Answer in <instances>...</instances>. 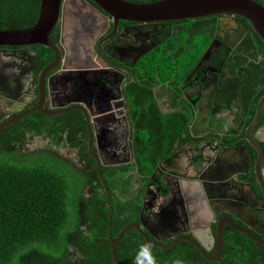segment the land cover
Returning a JSON list of instances; mask_svg holds the SVG:
<instances>
[{
    "label": "flooded vegetation",
    "instance_id": "1",
    "mask_svg": "<svg viewBox=\"0 0 264 264\" xmlns=\"http://www.w3.org/2000/svg\"><path fill=\"white\" fill-rule=\"evenodd\" d=\"M122 1L143 5L161 0ZM228 18L216 17L212 40L205 48L206 50L212 45L209 63L203 62L194 70L205 50L194 63H189L194 47L190 45L186 49L185 42L179 41L183 38L182 35L189 32V27L183 22L185 20L134 23L118 19L115 22L109 12L103 11L93 0H62L49 40L56 44L61 40L67 52L65 62L71 70L59 73V66L48 75L49 78L47 76L42 80L43 89L46 90L43 108L46 112L69 111L50 116L32 111L16 120L32 113L52 118L49 127L44 129L46 132L38 135L25 133L21 150L57 151L58 155L78 167L86 165L89 157L95 168L96 162L100 167H123L131 164V148L136 129L130 92L136 83L148 81L147 84L152 85L151 95L158 113L168 114L177 107L190 116V121L187 126V142L159 161L149 176L142 195L140 216L152 220L159 210L172 211L174 207L179 214L176 225H172L171 231L157 234L158 237L173 236L188 229L186 208L190 198L184 191L190 197L199 199L197 206L206 216L210 201L218 202L216 208L227 209L229 204L226 201L235 196L243 198L258 212L237 210L241 219L233 218V222L241 227L250 225L255 235L264 239V213H260L263 209L260 199L262 193L254 172L256 152L243 141L244 133L238 136L233 132L240 130L235 122L236 118L223 106L217 109L215 105L219 81L223 75H227L224 68L225 57L233 52L247 31L239 18L237 21L240 24ZM218 20H221L219 30ZM170 38H174V45L167 49L168 58H172L169 67L160 63L162 61L159 59L152 75L147 74L151 76L147 80L144 61L154 53H163L164 45ZM38 46L0 47V77L8 79L12 85L15 78H21L25 71L29 72L25 76L30 78L33 73L35 77L33 98L30 92L25 93L29 89L26 87L17 99L7 103L0 101V125L36 105L39 98L37 77L53 59L51 52V60L41 66L43 60L40 59ZM20 49L36 53L32 72L26 64L21 66L17 59L4 55ZM214 75L217 77L216 85L211 89L209 79ZM4 114L7 115L1 119ZM193 124L198 133L197 138L191 137L188 131ZM50 130H59L58 138L53 133L49 134ZM68 130H74L71 140L67 139ZM258 130L264 131V128H256L253 137L261 143L264 137L257 136ZM262 150L264 152V148ZM173 155L176 157L166 163ZM261 171L264 172V159ZM132 173L128 172L127 175ZM140 178L139 175L134 176L133 189L138 187ZM186 183L193 184L191 190ZM220 215L211 223L212 237L215 236V221ZM183 236L191 237L186 232L171 240ZM171 240L162 243L167 244ZM202 241L207 253L212 254L216 246L215 240L212 242L211 236L206 234Z\"/></svg>",
    "mask_w": 264,
    "mask_h": 264
},
{
    "label": "trees",
    "instance_id": "2",
    "mask_svg": "<svg viewBox=\"0 0 264 264\" xmlns=\"http://www.w3.org/2000/svg\"><path fill=\"white\" fill-rule=\"evenodd\" d=\"M253 1L264 7V0ZM39 4L40 0H0V31L33 26ZM239 20L247 31L225 57L227 75L219 81L215 105L217 109L223 106L236 118L240 130L233 132L242 136L264 94V44L245 20ZM183 22L189 32L179 41L185 42L186 49L194 47L191 64L211 42L216 17ZM173 42L170 38L163 53L147 57L146 75H152L159 59L169 67L172 58H168L167 49ZM38 50L43 66L52 54L42 46ZM147 82L145 86L136 83L130 92L136 129L131 148L133 162L123 167H100L112 209L110 221L106 194L90 157L86 165L78 167L57 151L21 150L25 133L46 132L52 118L32 113L0 131V264H114L109 238H116L126 225L138 223L142 195L154 167L188 140L190 116L177 107L168 114L158 113L152 85ZM257 128H264V109ZM58 131L50 130L49 134L58 138ZM73 137L74 130H68L67 139ZM260 145L264 148V140ZM138 175V187L133 189V178ZM145 245L144 239L129 229L115 246L117 259L121 264H148L149 256L154 264H220L204 259L187 242L167 249L147 245L148 253L141 254ZM220 260L221 264H264V245L225 226Z\"/></svg>",
    "mask_w": 264,
    "mask_h": 264
},
{
    "label": "water",
    "instance_id": "3",
    "mask_svg": "<svg viewBox=\"0 0 264 264\" xmlns=\"http://www.w3.org/2000/svg\"><path fill=\"white\" fill-rule=\"evenodd\" d=\"M62 0H41L40 7L37 19L32 27L25 29H14V30H2L0 31V47H8V48H23L32 45H39L48 50H50L53 54L52 61L43 68L40 75L37 77V87L39 89V98L36 102L35 107L30 108L23 112L20 116H16L11 118L0 125V131L4 129L10 123L18 120L23 115H26L32 111H38L43 115H60L67 111L62 112H46L43 108V102L45 99L46 90L43 89L42 80L45 79L51 72H53L57 67L59 68V73H66L71 70L69 66L66 65L67 52L62 44L61 40L59 44H56L49 40V35L51 34L54 26L57 22V16L59 12V7ZM103 11L106 13L109 12L114 18V21L121 19L123 21L134 22V23H159V22H171L177 20H192L206 17H229L233 22L240 24L237 21V18H242L245 20L251 30L260 38V40L264 44V7L259 3L253 0H161L155 3L149 4H141L135 5L126 3L122 0H93ZM222 20V19H221ZM218 20L217 29L219 30V22ZM243 28L244 26L241 25ZM215 44V41L213 42ZM218 42H216V45ZM211 47L210 45L202 54L199 61L194 67V70L200 66L201 63H209V59L211 56ZM33 53V52H32ZM30 53V51L26 49H20L11 51L10 53H4L5 56L9 58H15L19 61V63L26 64L28 66V70H31L35 63V55L36 53ZM212 70V68H209ZM193 70V71H194ZM25 75H29V72L25 71V74L22 75L21 78H15L14 85L10 84L8 79L4 77H0V101L8 102L13 101L20 97L24 92L23 90L28 87L25 93L30 92L33 96L34 92V84L35 77L32 73V76L27 77ZM25 79H24V78ZM49 78V76H48ZM217 77L211 76L209 79V86L214 88L216 85ZM213 90H211L212 94ZM72 110V108H70ZM264 109V94L259 98L254 116L248 126L244 131L243 141L246 144L253 148L256 152V161H255V177L258 184L261 187L262 196L260 197L263 209L260 213H264V176L261 171L264 152L260 146V143L257 139L253 137L255 129L258 126V123L261 119L262 113ZM4 114L1 116V119L5 117ZM195 124L190 126L189 133L191 137L197 138L198 133L194 130ZM202 131V130H201ZM91 152V151H90ZM95 157V155L92 153ZM173 157L171 156L165 162H171ZM96 169L99 176V179L103 185V191L106 194V205L109 209V221L111 220L112 209L108 199V190L103 181V178L100 174V164L96 162ZM189 189L191 190L192 183H186ZM197 187L199 185L197 184ZM200 188V187H199ZM188 189V190H189ZM184 194L190 198L188 206L186 208V212L188 215V229L175 233L173 236H165L158 237V233H164L171 231L172 225L179 219V214L177 210L173 207L172 211H168L167 209L159 210L157 214H155L152 220H147L143 216H140L138 223H131L126 225L124 228L120 230L116 238H109L110 245V254L114 264H121L117 259L115 253V246L122 238L124 233L129 229H134L145 241L148 246L157 247L159 249H167L179 242H187L190 244L204 259L212 262H217L221 264L220 260V249L222 245V230L224 225L231 228L233 231L241 233L245 235L250 241L264 245V239L258 238L255 235L252 227L248 224H245L244 227L238 226L233 222V218L241 219L237 210H248L253 212H258L254 209V207L248 203L243 198L233 196L232 199H228L226 204H229L227 209L224 208H216L219 204L218 202L210 201L209 207L206 208L207 216L202 212V209L199 208V199L197 197H190L184 191ZM202 199V198H201ZM204 201V200H203ZM144 205V203H143ZM171 205L173 203L171 202ZM217 210L219 211L217 213ZM202 213L205 215H202ZM218 214H221L217 220L215 221V236L212 237L211 233V223L215 219ZM189 232L191 237H180L174 240H171L172 237ZM211 236V241L215 240L216 246L215 250L212 254L207 253V248L205 247L202 239L206 234ZM150 238L154 239L152 241ZM171 240L169 243L164 244L162 241Z\"/></svg>",
    "mask_w": 264,
    "mask_h": 264
},
{
    "label": "clouds",
    "instance_id": "4",
    "mask_svg": "<svg viewBox=\"0 0 264 264\" xmlns=\"http://www.w3.org/2000/svg\"><path fill=\"white\" fill-rule=\"evenodd\" d=\"M148 253V246L145 245L141 248V254H147ZM138 264H141V262L138 261ZM148 264H154V261L150 258V256L148 257Z\"/></svg>",
    "mask_w": 264,
    "mask_h": 264
},
{
    "label": "rangeland",
    "instance_id": "5",
    "mask_svg": "<svg viewBox=\"0 0 264 264\" xmlns=\"http://www.w3.org/2000/svg\"><path fill=\"white\" fill-rule=\"evenodd\" d=\"M262 134H263L262 130H258V131H257V136H258L259 138H262Z\"/></svg>",
    "mask_w": 264,
    "mask_h": 264
},
{
    "label": "crops",
    "instance_id": "6",
    "mask_svg": "<svg viewBox=\"0 0 264 264\" xmlns=\"http://www.w3.org/2000/svg\"><path fill=\"white\" fill-rule=\"evenodd\" d=\"M264 133V131H262ZM264 137V134H262V138Z\"/></svg>",
    "mask_w": 264,
    "mask_h": 264
}]
</instances>
